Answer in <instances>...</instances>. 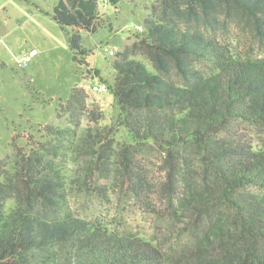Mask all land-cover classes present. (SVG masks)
<instances>
[{
  "label": "trees",
  "instance_id": "trees-1",
  "mask_svg": "<svg viewBox=\"0 0 264 264\" xmlns=\"http://www.w3.org/2000/svg\"><path fill=\"white\" fill-rule=\"evenodd\" d=\"M98 7L58 0L53 8V19L72 28L79 63L88 52L78 31L104 25ZM149 11L111 61L108 85L116 123L135 144L99 152L95 144L113 128L91 126L102 110L89 108L87 90L74 85L60 104L70 126L45 125L42 140L18 148L12 165L0 161V264H264V58L220 34L239 19L264 40V0H156ZM73 134L74 150L63 151ZM148 144L163 154L160 193L183 225L184 240L169 249L66 210L68 155L83 161L76 169L85 175L114 166L140 197L145 174L136 155Z\"/></svg>",
  "mask_w": 264,
  "mask_h": 264
},
{
  "label": "rangeland",
  "instance_id": "rangeland-1",
  "mask_svg": "<svg viewBox=\"0 0 264 264\" xmlns=\"http://www.w3.org/2000/svg\"><path fill=\"white\" fill-rule=\"evenodd\" d=\"M57 1L0 0V161L11 165L18 148L27 151L34 141L42 140L40 131L45 125L70 126L60 104L72 87L81 83L88 84V107L98 105L103 113L91 126L113 128L108 139L95 144L96 149L114 154L124 145L135 144L127 129L116 123L119 109L115 101L105 93L93 92L91 86L95 82L112 84L111 61L144 29L143 20L156 0H107L106 6L98 0L104 25L93 32L78 31L80 43L88 52L84 63L73 59L68 44L72 28L61 27L52 17ZM138 25L142 26L141 31L137 30ZM220 34L241 53L264 58V40L256 36L249 22L231 19ZM113 48L115 54L108 55ZM31 51L30 60L19 66ZM76 143L77 135L65 138L61 143L63 151H73ZM141 151L136 155V163L141 164L145 174L140 197L132 193L118 170L113 171L114 166L103 176L85 175L76 169L83 161H74V155H68L72 160L64 164L66 174L74 178L66 186V210L118 233L140 236L169 249L183 241L184 234L181 220L171 217L160 193L165 170L163 154L151 144ZM105 158L106 154L101 161ZM115 160L110 156L108 161Z\"/></svg>",
  "mask_w": 264,
  "mask_h": 264
},
{
  "label": "built area",
  "instance_id": "built-area-1",
  "mask_svg": "<svg viewBox=\"0 0 264 264\" xmlns=\"http://www.w3.org/2000/svg\"><path fill=\"white\" fill-rule=\"evenodd\" d=\"M106 5H108L107 0H103L102 1V6H106ZM136 28L139 31L142 30V26L141 25L136 26ZM115 52H116V50H115V48H113V49L108 51V55L113 56L115 54ZM31 55H33V51H31L28 55H25L23 57L21 62H19V66H23L24 64H26L30 60ZM91 90L93 92L105 93V92H108V85L105 82L96 83V84L91 86Z\"/></svg>",
  "mask_w": 264,
  "mask_h": 264
},
{
  "label": "crops",
  "instance_id": "crops-1",
  "mask_svg": "<svg viewBox=\"0 0 264 264\" xmlns=\"http://www.w3.org/2000/svg\"><path fill=\"white\" fill-rule=\"evenodd\" d=\"M113 6H115V5H113ZM94 78H92V80H93ZM94 81V80H93ZM113 82V81H112ZM97 82H95V84H96ZM79 86H83L86 90H87V92H88V84H84V83H81V84H78ZM105 96L106 97H108L109 99H111L113 102L115 101L114 100V98H113V96H112V93L109 91V89H108V92H105Z\"/></svg>",
  "mask_w": 264,
  "mask_h": 264
}]
</instances>
